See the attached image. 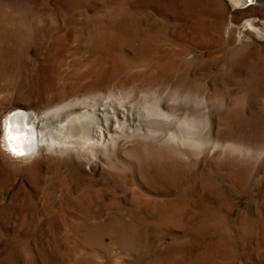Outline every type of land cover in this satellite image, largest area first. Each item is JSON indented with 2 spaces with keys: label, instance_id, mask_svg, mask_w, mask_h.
Instances as JSON below:
<instances>
[{
  "label": "rangeland",
  "instance_id": "374dc122",
  "mask_svg": "<svg viewBox=\"0 0 264 264\" xmlns=\"http://www.w3.org/2000/svg\"><path fill=\"white\" fill-rule=\"evenodd\" d=\"M0 264H264V0H0Z\"/></svg>",
  "mask_w": 264,
  "mask_h": 264
},
{
  "label": "bare ground",
  "instance_id": "6f19581e",
  "mask_svg": "<svg viewBox=\"0 0 264 264\" xmlns=\"http://www.w3.org/2000/svg\"><path fill=\"white\" fill-rule=\"evenodd\" d=\"M99 109L102 110V117H103V119L105 118V121H106L105 125H106L107 131H108V129L110 127V123H109L107 115L109 114L108 112L110 110L108 111V109H106V108H99ZM96 112H93V113L95 114ZM118 112H119V108L112 110L113 114L111 116L112 117L114 116L115 118H117L116 114ZM82 115L83 114H81V116ZM73 117L75 119H72V117H71V119H67V120L61 119L57 124L58 127L52 128L53 130H56V131H52V132H55V134H52V135L59 136L61 139H63L64 137H62L60 135H62L63 131H65L68 128V126H67L68 121H74L75 120L76 122L82 124V122H80L76 116H73ZM118 117H119V115H118ZM95 118H97V117H95ZM40 126H41V120L40 119H38L37 117L28 116L27 112H24L21 110L13 112L7 118L6 123H5V129H6V135L5 136H6V139L8 141L9 146L12 148L14 153L16 152V154H18V156H28V155H31L36 150H39L38 148L40 146V138H41L40 137V131H41ZM102 133L103 132H99V134L101 136H102ZM52 140H54V139H52ZM61 141L66 142L67 140L63 139Z\"/></svg>",
  "mask_w": 264,
  "mask_h": 264
}]
</instances>
